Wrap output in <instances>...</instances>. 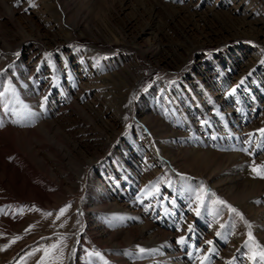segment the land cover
I'll use <instances>...</instances> for the list:
<instances>
[{"label": "rangeland", "instance_id": "374dc122", "mask_svg": "<svg viewBox=\"0 0 264 264\" xmlns=\"http://www.w3.org/2000/svg\"><path fill=\"white\" fill-rule=\"evenodd\" d=\"M0 93V264H255L264 0H0Z\"/></svg>", "mask_w": 264, "mask_h": 264}, {"label": "snow or ice", "instance_id": "6c2138e0", "mask_svg": "<svg viewBox=\"0 0 264 264\" xmlns=\"http://www.w3.org/2000/svg\"><path fill=\"white\" fill-rule=\"evenodd\" d=\"M18 55V54H17ZM241 83H243V81H241ZM11 91L12 95H15V90L14 89H5V92ZM4 95V93H0V96ZM40 107L43 109L44 107V102H41ZM4 110L5 112L9 111L8 105L5 104L4 105ZM12 111V115L15 116L17 119L14 120V123L19 122V120H23V119H31L33 117V113H31L30 111L27 110L26 107L23 108V111H17L15 108L11 109ZM261 136L264 137V129L260 130ZM261 147H264V142H262ZM242 151H247V149H241ZM252 171L260 178H264V165H259V166H253L252 167ZM183 178V177H182ZM186 191H190V189H185ZM159 194V188L157 187H153L151 189H147L146 190V195L151 196V195H158ZM206 195L205 189L203 186H200L198 191H195V203H196V207L194 208V212L197 216H199L201 214V207L204 206L205 200L204 197ZM214 204H220V205H224V207H226L228 209V211L230 213H235L237 216H240V213L237 212V210L235 208H232L231 206L227 205L224 201L222 200H216L213 202ZM147 211V208L145 209ZM66 211V208H62L60 209V212L57 214V219L60 218V215H62L64 212ZM47 215H51V213H48ZM241 219H243V217L241 216ZM191 225H189V231H191ZM221 227H223V225H221ZM217 235H220V233H217ZM18 239V238H17ZM248 239L249 241H252V235L249 232L248 233ZM15 240L12 241V243H14ZM186 243L185 238L184 237H180L177 240V244L180 245H184ZM208 244H212V241H208ZM253 244L255 245V242L253 241ZM7 247V245L5 246ZM58 247V244H53L50 245L49 248L55 250ZM255 249L254 251H251V255L249 256V259L252 261H255V264H264V248H261L259 245H255ZM45 251V255H48V249H44ZM139 251L141 253H144L145 250L144 249H139ZM34 254V253H33ZM89 256L95 255L96 257H100V253L99 252H88ZM189 255H191V253H189ZM258 257V259H257ZM205 260L208 259V257L204 258ZM43 260V258H42Z\"/></svg>", "mask_w": 264, "mask_h": 264}]
</instances>
